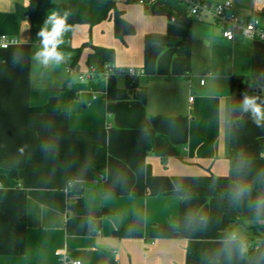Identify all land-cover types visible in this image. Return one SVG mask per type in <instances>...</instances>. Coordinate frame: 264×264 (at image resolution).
<instances>
[{
	"label": "crops",
	"instance_id": "0c3cea01",
	"mask_svg": "<svg viewBox=\"0 0 264 264\" xmlns=\"http://www.w3.org/2000/svg\"><path fill=\"white\" fill-rule=\"evenodd\" d=\"M115 1L133 34L117 37L113 17L76 23L59 49L70 58L44 66L30 0H0V35L19 39L0 46V264H258L264 239L244 250L264 221V127L241 103H264V43L192 17L187 67L167 15ZM232 1L264 16V0ZM86 42L143 74L97 70ZM53 98L58 112L32 110ZM95 146L107 149L103 173ZM137 212L143 234H115Z\"/></svg>",
	"mask_w": 264,
	"mask_h": 264
},
{
	"label": "trees",
	"instance_id": "16d2710c",
	"mask_svg": "<svg viewBox=\"0 0 264 264\" xmlns=\"http://www.w3.org/2000/svg\"><path fill=\"white\" fill-rule=\"evenodd\" d=\"M41 1L43 0H30L29 5L24 9L29 10L34 14L37 5ZM151 9L156 14L167 15L169 19L173 16L175 17V21L170 22L168 25V33L178 37V41L175 43L177 46V53L185 58L188 67L192 53V17L188 16L186 8L175 0L160 1L157 4H154ZM64 10L70 12L69 21L72 27L76 23L94 25L109 17H113L114 31L117 37L122 38L124 35L133 34L135 32L134 25L122 16V12L117 8L115 0H68L64 4ZM86 44L94 49V52L99 59L97 70H103L106 64L113 62L115 51L112 48L94 45L91 42H86L85 45ZM233 87L235 89H246L243 84L236 82L233 83ZM32 110L38 112H58L60 107L57 100L53 98L45 105L32 107ZM106 151L107 149L104 146H95L93 148L91 167L98 173L104 172ZM229 196L234 201L239 199V195L235 194V192H232ZM143 228L144 215L142 212H137L132 215L131 224L127 227H121L115 230V234L120 237L141 236L143 234ZM249 228L254 231L255 237H258V239H264V221L255 220ZM255 237H252L250 240L254 241ZM256 244V241L247 243V248L244 250V254H252ZM191 251L196 258H199L198 249L192 248ZM258 264H264V258H262Z\"/></svg>",
	"mask_w": 264,
	"mask_h": 264
},
{
	"label": "built area",
	"instance_id": "2783aa9c",
	"mask_svg": "<svg viewBox=\"0 0 264 264\" xmlns=\"http://www.w3.org/2000/svg\"><path fill=\"white\" fill-rule=\"evenodd\" d=\"M124 2L137 3L143 6L152 7L163 0H122ZM177 3L186 8L187 15L196 19H204L209 17L210 20L223 29V36L227 40H233L237 34L245 37L256 38L264 43V16L257 12H253L250 16L245 17L235 12L234 2L232 0H224L222 2H215L211 0H175ZM175 21V17L171 18ZM17 37H11L7 34L0 35V46L8 48L11 44L17 43ZM41 43V41H40ZM93 72L95 68L93 67ZM103 72H116L122 76L138 77L143 74L144 70L136 67H118L114 68L111 64H106ZM69 74L76 72L74 66L68 65L66 68ZM83 78V75H79ZM201 82H204L201 80ZM61 251H57L60 254ZM75 264H80V261H73Z\"/></svg>",
	"mask_w": 264,
	"mask_h": 264
},
{
	"label": "clouds",
	"instance_id": "9594fccd",
	"mask_svg": "<svg viewBox=\"0 0 264 264\" xmlns=\"http://www.w3.org/2000/svg\"><path fill=\"white\" fill-rule=\"evenodd\" d=\"M69 17L70 12L66 11L61 15L53 10L47 17L44 27L38 33L41 37V47L35 52L34 59L44 66H48L50 63L59 65L66 58H70L68 54L59 50L63 44L64 34L71 31L72 26L68 23ZM48 25H51L50 29ZM13 59H16L15 53ZM257 100L258 97L256 96L244 95L241 108L243 112L251 114L253 122L258 127H264V103H258ZM232 238L235 239V235Z\"/></svg>",
	"mask_w": 264,
	"mask_h": 264
},
{
	"label": "rangeland",
	"instance_id": "374dc122",
	"mask_svg": "<svg viewBox=\"0 0 264 264\" xmlns=\"http://www.w3.org/2000/svg\"><path fill=\"white\" fill-rule=\"evenodd\" d=\"M64 2H67V0H46L45 2H43L39 8H36V11L34 14L35 26L37 28H42L45 25V21L47 20V17L51 14L53 10L63 15V13L66 12L64 10ZM48 26L51 28V25H48ZM255 90H260L259 95H261L264 99V86L259 85L257 87H254V91ZM250 231H251L250 233L251 236H249L250 237L249 239H251L252 237H255L254 231L251 229ZM257 239L258 237H255L254 241L252 242L257 241Z\"/></svg>",
	"mask_w": 264,
	"mask_h": 264
}]
</instances>
